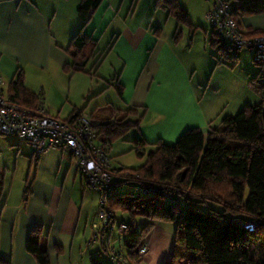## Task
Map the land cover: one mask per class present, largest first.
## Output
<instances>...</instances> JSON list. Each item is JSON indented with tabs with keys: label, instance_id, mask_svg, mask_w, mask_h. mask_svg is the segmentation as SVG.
Wrapping results in <instances>:
<instances>
[{
	"label": "trees",
	"instance_id": "obj_1",
	"mask_svg": "<svg viewBox=\"0 0 264 264\" xmlns=\"http://www.w3.org/2000/svg\"><path fill=\"white\" fill-rule=\"evenodd\" d=\"M102 2L78 0L76 14L80 20L79 28L66 47L54 42L68 56L62 66L64 73L78 72L91 78L99 77L97 66L103 55L108 54L107 50L111 49L113 42L109 43L108 49L99 50V38L87 28ZM154 7L167 10V14L175 19L176 39L180 36V25L193 28L188 11L179 0H154ZM230 10L245 36L264 34L260 30L242 29L240 20L244 16L263 13L264 0H236ZM212 34L210 45L220 52L217 63H224L227 57L239 58L238 52L229 56L232 45L228 41L219 38L215 31ZM13 77L4 89L10 102L33 111L45 108L42 91L36 92L26 86L21 67L16 68ZM115 79V82L113 78L106 80L122 97L123 85L118 77ZM256 93L259 102L243 106L235 115L222 118L220 124L214 125L213 120L209 121L205 131L199 127L187 128L170 144L160 138L151 143L142 135L132 141L136 156L145 157V161L136 168H111L114 183H135L139 188L146 185L154 191H113L106 199L104 207L111 211V219L101 228L105 233L110 232L116 212H126L129 216L128 221H120L118 227L128 238L124 240L125 254L112 250L111 258L115 264H123L122 260L126 264H141L144 254L140 255L139 250L145 247L155 224L159 222L175 223L170 258L160 264H264V91ZM85 107H74L64 119L53 116L73 124L80 113L86 112ZM146 109V106L113 108L108 117L98 114L96 109L86 113L95 121L93 129L98 141L106 145L109 152L115 140L122 139L131 129L140 128ZM147 145L154 148L146 151ZM41 154L34 149L31 162L33 160L36 165ZM70 156L76 160L72 154ZM3 175L0 169V227L5 201ZM26 178L23 206L27 205L32 194ZM209 203L221 205L222 210ZM139 217L147 221L137 225ZM247 223L254 224V228H246L244 225ZM121 226H124L122 230ZM47 235L44 226L36 225L26 237L25 249L37 264H49L48 250L40 245ZM55 250L60 255L63 247L57 244ZM0 264H12V260L0 256ZM89 264L108 263L100 257H91Z\"/></svg>",
	"mask_w": 264,
	"mask_h": 264
},
{
	"label": "crops",
	"instance_id": "obj_2",
	"mask_svg": "<svg viewBox=\"0 0 264 264\" xmlns=\"http://www.w3.org/2000/svg\"><path fill=\"white\" fill-rule=\"evenodd\" d=\"M117 1L103 0L91 19L87 29L99 40L102 35L100 28L111 21L114 10H119L116 7L117 4L119 5ZM77 4L78 0H0V58L4 59L8 65L16 67L20 64L21 67V64H24L30 68L32 80L29 83L25 76V84L30 89L34 90L30 87L32 82L39 81L42 84L44 77L47 80L46 73L44 76L38 69L45 70L48 76L53 78L57 74L51 71V68L57 70L56 66H58L61 71V67L68 60L67 54L59 46L64 47L67 42L69 43L71 36L80 26V20L76 14ZM160 9L167 14V10ZM153 22H155L153 25L145 29L140 24L135 25L133 29L127 26L118 31V37L112 41V47L108 53L116 52V56L123 58V65L120 66V73L117 76L123 85L122 97L118 96L123 105L114 109L126 106H146L147 108L140 128L136 130L137 132L133 134L129 142L142 135L151 143L160 138L163 142L170 144L185 129L191 127L202 129L214 118L209 119L208 113L205 114L196 109L198 107L196 103L198 91H195L197 86L187 83L188 87H186L182 84L185 81L178 70V64L180 65L176 50L178 40L172 39L173 43L166 41L168 39L165 40L161 35V23L157 20ZM241 24L244 29L264 31V12L242 17ZM149 29L152 32H148ZM180 32L183 33L182 28ZM113 34H116V31H113ZM126 37L134 47L131 48ZM173 37L175 38L174 35ZM54 42L59 46H56ZM109 43L108 41L107 45ZM98 48H100L99 45ZM143 56V61L139 65ZM259 71L260 68L256 74ZM134 72H136L135 82L128 87V81ZM62 74L65 75L64 72ZM96 83L97 81H93L89 75L76 72L70 74L68 88H76L82 92L83 98H86L91 93L93 84ZM192 90L196 92V95ZM55 106L57 105L52 108ZM46 110L49 111L48 107ZM58 112L60 111L56 113ZM224 112L221 111L220 116ZM230 114L232 113H225L223 118L231 116ZM102 116L108 117L110 112ZM217 116L220 117L219 114ZM126 140L125 135L122 141L126 142ZM112 148L111 144L109 157ZM111 168L115 167L111 166ZM75 171L79 172L77 162ZM81 180L76 183L79 186L76 189L75 181L67 185L66 178L60 184L38 179L34 181L32 194L26 206H21V201L13 202L7 197L2 209L0 256L11 259L12 264H37L25 249L26 237L30 229L36 225H42L47 229L48 235L41 240V244L48 250L49 264H81L78 258L72 257V251L76 249L81 252L83 244L89 245L91 240L96 242L99 239L101 247L109 246V242L104 237L105 231L99 225L93 226L97 224L95 219L99 207V194L88 188L85 180V184ZM90 191L97 194L95 200L92 199ZM171 228L161 223L155 224L153 234L151 237L149 235L145 244L146 252L142 256L141 264H159L165 257L160 261L158 257L167 254L168 248L172 250L174 231ZM155 229L159 232L155 233ZM57 244L63 247L60 255L55 250ZM169 244L172 247H166L164 251V245L169 246ZM159 245L161 246L158 248ZM114 250L125 254L120 248H114ZM90 258L91 255H89Z\"/></svg>",
	"mask_w": 264,
	"mask_h": 264
},
{
	"label": "rangeland",
	"instance_id": "obj_3",
	"mask_svg": "<svg viewBox=\"0 0 264 264\" xmlns=\"http://www.w3.org/2000/svg\"><path fill=\"white\" fill-rule=\"evenodd\" d=\"M117 2L119 5L117 4L116 7L119 10H114L110 18L111 21H108L106 25L104 24L105 27L100 28L102 35L98 44L100 48L97 47L99 50L108 49L110 45H107L108 41H115L118 37V31L125 27L128 26L130 29H133L135 25L140 24L145 29L149 25H153L155 23L153 22L154 20L161 23V35L165 40L168 39L166 41L173 43L172 39L174 41L176 40L173 37V35L175 36L174 30L176 29L175 19L168 16L162 9H156L153 0H118ZM179 2L185 5L190 21L193 24V28L185 25H180L178 28V34L181 28L183 30V33L180 32V37L177 38L179 44L176 47L180 61V65L178 64L179 74L184 77L185 81L182 84L186 87H188L187 83L192 86H197V90L195 91H198L197 100L199 102L196 100L198 105L196 109L199 112L203 111L205 114L208 113L209 119L213 117V124L217 125L220 124L225 113L235 115L243 106L259 102V95L249 85L250 78L259 70V66L253 62L250 52L244 49L239 50L238 59L235 60L234 58L227 57L224 59V63H217L218 59H220V52L210 45L214 30L206 18V14L210 8V2L206 0H179ZM242 29L244 28L242 27ZM113 31H116V34H113ZM150 31L152 32L149 29L148 32ZM126 41L129 42L131 48L134 47L131 41H129V38L126 37ZM67 45L68 42L65 44V47ZM107 51L109 52V50ZM229 56H232V53ZM143 58L144 56L140 59L139 65L142 63ZM19 65L17 64L16 67L10 64L8 65L4 59L0 58V76L5 81L6 86L14 78V70ZM121 65H123V58L116 56V52L104 54L97 66V75L99 77L93 78V81H97V85L93 84L92 91L86 98H83L82 92H79L76 88H68L70 74L72 75L73 73H65L63 75L62 67L61 71H59L58 66H56L57 70L51 68V71L57 74L53 78L48 76L49 74L45 70L38 69L42 75L46 73L47 80L44 77L42 84L39 81H35L30 84V87H33L36 92L43 91L45 106L47 105L48 110L54 112L50 113L48 111L50 115L59 114L58 117L64 119L77 105H86V112L96 109L98 114L105 115L107 112L112 111L113 108L123 105V103H120L114 87L112 85L109 86L107 82L110 78H113V82L116 81L114 78L119 75ZM21 68L25 72L24 75L28 81L27 83H29L32 80L29 72L30 68L27 65L24 66V64H21ZM61 74L62 77L60 79ZM135 78L136 72L132 74L128 81V87H131L135 82ZM192 91L196 95V92L194 90ZM54 105L57 106L52 108ZM57 111L60 112L57 114ZM221 111L225 112L220 116ZM206 127H203L202 130L205 131ZM136 130L138 129H131L126 134V142L122 141V139H117L112 143L113 148L110 152L111 166L118 167L122 165L125 168H136L145 161V157L138 158L136 156L134 149H132L133 144L129 142L133 134L137 132ZM153 148V145H147L146 151L152 150ZM33 151L34 149L25 140L16 135H0V169L4 173L3 198L5 197V200L8 197L13 202L21 201V204L23 203L22 194L27 180L26 176L28 177V185H30L32 190L34 181L38 179L60 184L66 178L67 185L75 181L76 189L79 187L76 184L80 182L79 180L82 179L84 183L82 175L75 171L76 161L70 157L69 153L62 150L44 152L40 155V159L35 165L33 160L31 162ZM138 190L139 186L135 183H117L114 189L115 193H138ZM91 193L92 199L95 200L97 194L93 191ZM209 205L217 210H222V206L217 203H209ZM204 206L206 207V205ZM128 217L126 212H116L112 229L110 232L105 233L106 236H104L105 240L109 242L107 249H102L99 239L96 242L91 240L89 241V245H86V243L83 244L81 252L74 249L72 251V257L78 258L81 264H89V255L91 257H100L105 263L115 264V261L111 259L113 248H120L122 252H126L124 240L128 236L126 233L120 232L118 227L120 221L127 222ZM95 221L100 228L103 227L97 218ZM146 221V218L139 217L137 218L136 224L145 223ZM159 223L166 227H172V231L175 228V223L173 222ZM154 232L158 233L159 230L155 229ZM152 234L153 231L150 237ZM170 239L172 241V238ZM41 247H43L42 244ZM166 247L172 246L171 244L169 246L164 245V251ZM170 251V248H168L167 254L158 257V261L163 257L165 258L160 263L168 260L171 255ZM153 252H155V249H153Z\"/></svg>",
	"mask_w": 264,
	"mask_h": 264
},
{
	"label": "built area",
	"instance_id": "obj_4",
	"mask_svg": "<svg viewBox=\"0 0 264 264\" xmlns=\"http://www.w3.org/2000/svg\"><path fill=\"white\" fill-rule=\"evenodd\" d=\"M210 8L206 18L218 37L232 45V56L239 50L250 52L252 60L260 71L249 80L250 87L256 91H264V34L245 36L238 28L230 6L233 0H206ZM6 83L0 76V135H16L25 140L37 153L48 150L63 149L72 154L78 165V171L85 180L86 186L99 194V208L96 217L102 226L111 219V211L105 206L106 199L115 188L114 175L111 173L110 157L106 145L98 141L93 129L95 121L83 112L73 124H69L46 112L45 108L29 110L12 103L6 97ZM141 193L153 192L146 185L139 188ZM97 227V224H93ZM248 229L254 224L244 225ZM124 226H121V230ZM112 229V227H111ZM143 246L139 254L143 255ZM113 259L116 256L112 255ZM120 259V256L118 257ZM117 258V259H118ZM121 260V259H120ZM126 264L125 260H122Z\"/></svg>",
	"mask_w": 264,
	"mask_h": 264
},
{
	"label": "clouds",
	"instance_id": "obj_5",
	"mask_svg": "<svg viewBox=\"0 0 264 264\" xmlns=\"http://www.w3.org/2000/svg\"><path fill=\"white\" fill-rule=\"evenodd\" d=\"M99 208V207H98ZM97 218V217H96ZM114 249V248H113Z\"/></svg>",
	"mask_w": 264,
	"mask_h": 264
}]
</instances>
